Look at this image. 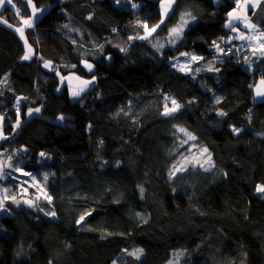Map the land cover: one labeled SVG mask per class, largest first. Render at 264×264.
Listing matches in <instances>:
<instances>
[{"label": "trees", "instance_id": "trees-1", "mask_svg": "<svg viewBox=\"0 0 264 264\" xmlns=\"http://www.w3.org/2000/svg\"><path fill=\"white\" fill-rule=\"evenodd\" d=\"M160 1L14 0L15 11H2L16 26L43 9L25 32L31 59L0 23V151L45 175L51 202L38 212L0 206V264H111L132 246L143 250L132 264H167L175 251L185 253L181 264H264V195L256 191L264 186V105L252 98L264 76L235 53L197 79L170 65L181 53L212 57L239 0H176L164 21ZM257 13L249 15L264 31ZM39 59L95 84L72 101ZM164 96L182 107L178 117L163 116ZM36 108L39 116L28 117ZM191 145L208 148L212 171L171 179Z\"/></svg>", "mask_w": 264, "mask_h": 264}, {"label": "rangeland", "instance_id": "rangeland-1", "mask_svg": "<svg viewBox=\"0 0 264 264\" xmlns=\"http://www.w3.org/2000/svg\"><path fill=\"white\" fill-rule=\"evenodd\" d=\"M111 1L116 5L121 4V0ZM257 29L258 31L256 33L251 32V34H249V45L246 46L245 49L243 48L242 53L238 54L235 51L234 53L239 58H241L245 70H247L252 75L263 77L264 47L262 46H264V31L260 27H257ZM151 31L152 29H149L147 30V33H150ZM231 53H233L232 47L229 54ZM193 57H196L197 59H193ZM216 60L217 59L213 55L212 57L210 56L208 58L201 59L191 53H182L181 55H178L177 57L170 60V65L180 73L186 74L191 79H197L202 75L213 74L215 71ZM197 69H199V71H197ZM92 70H94V66L90 67V71ZM66 74L68 75V72ZM63 75H65V73ZM85 82L86 81H82L81 84H84ZM172 100L173 99L167 96H164L161 99L162 114L166 118H176L182 112V107L180 106L176 111L165 114L166 107L167 109H172L174 107ZM39 114H30V116L35 117L39 116ZM0 126H2V123H0ZM235 133H237V131H235ZM205 148L206 147L199 145H191L188 147L187 153L171 167L170 178L173 179L176 176L184 174L188 171H212L214 166L212 161V153L208 150V148H206L207 152H203V149ZM209 155L211 156L210 161L208 160ZM47 180L48 178L45 175H42V178L37 179L35 175L24 172L21 169V161L19 160L16 153H13L11 156H6L0 151V202H4L2 205L10 203L16 208L28 205L29 208H33L38 212V210L42 209V204L44 205L51 202L45 192ZM257 193L264 195V192L257 191ZM85 218L86 216H84L82 221L79 220L80 222L78 225H81ZM138 249L140 248L134 246L129 247L128 249L121 252L111 264H114V262L115 264H132L133 261L139 263L142 260V253L138 254L139 258H137V255H133V253H136ZM184 258V252L175 251L172 253L171 259L167 262V264H181Z\"/></svg>", "mask_w": 264, "mask_h": 264}, {"label": "crops", "instance_id": "crops-1", "mask_svg": "<svg viewBox=\"0 0 264 264\" xmlns=\"http://www.w3.org/2000/svg\"><path fill=\"white\" fill-rule=\"evenodd\" d=\"M175 3H176V0H168V1L161 0L160 1L159 10L161 13L162 21H164L168 17L169 13L172 11V9L175 6ZM28 5H29V8L32 9L31 4L28 3ZM5 8H9L15 11L14 0H12V4H8L7 2H5L2 6H0V23L11 28L17 33V35L19 36L25 48V54L26 53L29 54V59L34 58L36 56V53L34 49L28 44L25 32L27 30L33 29V27L35 26L37 22L38 17L42 15L43 10L37 9V11L35 12V15H33V9H32L31 15L29 17L20 19L19 25L12 26L11 24L3 21L1 14ZM256 11H258V13L256 14V20L258 22L264 20V0H239L235 3V7L227 13L224 24H222V27L226 31V36L223 38L222 41H224L225 43H228L233 48V53L234 51L238 54L242 53L243 48L245 49L246 46L249 45V39H250L249 34H251V32L256 33L258 31L257 27L259 28V26L252 21L249 15L250 12L254 14ZM229 13H232V16H229ZM25 20H30L32 26L29 27L28 25H26L24 23ZM17 29L22 30L23 37L21 36V32L17 31ZM156 29L157 28H155V30ZM152 32L153 31H151L150 33ZM146 33H147V30H146ZM240 37H244V38L241 39ZM29 49H31L30 52H29ZM39 62L43 70L47 72L54 71L58 75L60 85L62 86L66 85L69 88L71 100H77L84 92H86V90H88L95 84V80L93 78H84L73 72H68V75L66 73L65 75H63L64 73H62L60 69L68 68V67H65V65H55L51 61H47L43 59L42 60L39 59ZM46 63L48 64L47 67H45ZM86 65L88 66V68ZM80 66L84 69L85 72L89 74H91L93 71V70L90 71V68H89V66L93 67L90 61L82 60L80 63ZM82 81H87L89 83L81 84ZM7 83H8V75H5L1 81V85H6ZM73 93H78V95H73ZM35 110L36 109H30L27 112L28 117H31L30 114L40 113V111L36 112ZM1 140H2V135H0V141ZM3 203L4 202L1 201L0 205H2Z\"/></svg>", "mask_w": 264, "mask_h": 264}, {"label": "snow or ice", "instance_id": "snow-or-ice-1", "mask_svg": "<svg viewBox=\"0 0 264 264\" xmlns=\"http://www.w3.org/2000/svg\"><path fill=\"white\" fill-rule=\"evenodd\" d=\"M5 2H7L8 4H12V0H0V6H2ZM29 3H31V0H29ZM36 11H37V10L33 7V15H35V12H36ZM186 15H190V13H188V14H186ZM229 16H232V13H229ZM89 18H90V17H89ZM181 19L183 20V16L181 17ZM193 19H194V17H193ZM24 23H25L26 25H28L29 27L32 26L30 20H25ZM184 23H187V21H184ZM157 27H158V25H157ZM17 31H20V32H21V36L23 37V32H22V30H21V29H17ZM114 31H115V30H114ZM152 31H155V28H153ZM179 31H180V29H178V28H173V29L170 30L171 33L176 34V35H179ZM142 38H144V37H142ZM240 38L243 39L244 37H240ZM262 47H264V46H262ZM122 50H123V49H122ZM30 51H31V49H29V52H30ZM184 55H187V54H184ZM22 59H25V60L29 59V54L26 53L25 56L22 57ZM193 59H197V58H196V57H193ZM47 66H48V64L46 63V64H45V67H47ZM90 67H91V66H89V68H90ZM197 71H199V69H197ZM87 83H89V82L86 81L85 84H87ZM262 83H264V81H262ZM73 95H78V93H73ZM258 95H264V93H259V92H258ZM172 104L174 105V107H173L172 109H167V107H166V112H165V114H169V112H174V111H176V110L180 107L178 104H176V101H175V100H172ZM35 111H36V112H39V109H36ZM221 114H223V113H221ZM61 119H62V118H61ZM180 131H181V132H185V134L188 135L189 139H195V137L192 136L190 133H187L185 129H180ZM235 131L239 132L240 130H239V129H236ZM203 152H207V149H206V148L203 149ZM41 155L43 156L44 154L41 153ZM208 160H209V161L211 160V156H210V155H209V157H208ZM257 191H258V192H264V186H258V187H257ZM141 192H143V189H141ZM48 199L51 200V197H48ZM51 215L55 216V213L53 212V213H51ZM83 219H84V216H81V217H80V220L82 221ZM79 222H80V221H77V223H79ZM142 251H143L142 249H138L136 253H133V255H137V258H139L138 254H139V253H142ZM114 264H115V262H114Z\"/></svg>", "mask_w": 264, "mask_h": 264}, {"label": "water", "instance_id": "water-1", "mask_svg": "<svg viewBox=\"0 0 264 264\" xmlns=\"http://www.w3.org/2000/svg\"><path fill=\"white\" fill-rule=\"evenodd\" d=\"M262 81H264V78L257 79L252 87V98L255 106L264 105V95H258V92L264 93V83Z\"/></svg>", "mask_w": 264, "mask_h": 264}, {"label": "built area", "instance_id": "built-area-1", "mask_svg": "<svg viewBox=\"0 0 264 264\" xmlns=\"http://www.w3.org/2000/svg\"><path fill=\"white\" fill-rule=\"evenodd\" d=\"M231 46L228 43L220 41L215 44L211 49V54L219 60L220 56L228 55L230 53Z\"/></svg>", "mask_w": 264, "mask_h": 264}]
</instances>
